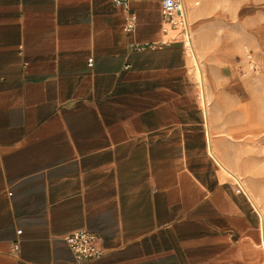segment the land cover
<instances>
[{
  "label": "crops",
  "instance_id": "1",
  "mask_svg": "<svg viewBox=\"0 0 264 264\" xmlns=\"http://www.w3.org/2000/svg\"><path fill=\"white\" fill-rule=\"evenodd\" d=\"M197 5L217 45L219 6ZM220 137L160 0H0V264H264ZM81 230L103 256L77 260Z\"/></svg>",
  "mask_w": 264,
  "mask_h": 264
},
{
  "label": "rangeland",
  "instance_id": "2",
  "mask_svg": "<svg viewBox=\"0 0 264 264\" xmlns=\"http://www.w3.org/2000/svg\"><path fill=\"white\" fill-rule=\"evenodd\" d=\"M187 1L193 22L192 8L204 0ZM211 1L224 20L222 39L214 45L195 29L211 80V116L224 143L219 152L264 200V0Z\"/></svg>",
  "mask_w": 264,
  "mask_h": 264
},
{
  "label": "bare ground",
  "instance_id": "3",
  "mask_svg": "<svg viewBox=\"0 0 264 264\" xmlns=\"http://www.w3.org/2000/svg\"><path fill=\"white\" fill-rule=\"evenodd\" d=\"M185 5L187 9L191 31L188 30L185 31L184 34H182V37L184 38L187 54L193 65V73L198 83V91L200 94L202 105L205 110V115L206 117L208 116V120H209V118H211V109H210L208 84L209 82L211 83V80L209 78V73L206 69V64L204 61V53L201 51L196 41L197 31L195 29L194 24L192 23L191 6L189 5L187 0H185ZM210 153L212 156H214V158L220 165L223 174L233 177L234 180H236L237 182H239L238 178L241 180V182L246 188V191L249 193L250 197L252 198L253 202L255 203L259 212L261 213V220H262L261 224H262V228L264 229V200H262L260 197H258V195H256L254 191H252L251 187L248 185L247 181L244 179L241 173L235 172V170L229 166V164L222 158L218 148L215 145L212 147L211 144ZM232 173H235L238 178L234 176V174Z\"/></svg>",
  "mask_w": 264,
  "mask_h": 264
},
{
  "label": "built area",
  "instance_id": "4",
  "mask_svg": "<svg viewBox=\"0 0 264 264\" xmlns=\"http://www.w3.org/2000/svg\"><path fill=\"white\" fill-rule=\"evenodd\" d=\"M133 1L140 0H114L117 4L124 5L127 9ZM162 12L166 20L170 21L176 28L180 29L182 34L188 30L187 18L182 0H160ZM141 49L143 45H136ZM152 47V46H150ZM92 63V59L90 60ZM240 190L244 187L239 183ZM263 229V228H262ZM66 241L69 244L77 260L94 259L105 254V249L102 243V238L89 230H81L72 232L66 236ZM264 248V237H263Z\"/></svg>",
  "mask_w": 264,
  "mask_h": 264
},
{
  "label": "water",
  "instance_id": "5",
  "mask_svg": "<svg viewBox=\"0 0 264 264\" xmlns=\"http://www.w3.org/2000/svg\"><path fill=\"white\" fill-rule=\"evenodd\" d=\"M183 4H184V10H185V13H186V18H187V26H188V31H191V28H190V23H189V18H188V14H187V9H186V5H185V0H182ZM208 117V116H207ZM234 174V176L237 177V175L235 173H232ZM238 178V177H237ZM238 180L241 182V180L238 178ZM241 184L243 185V183L241 182Z\"/></svg>",
  "mask_w": 264,
  "mask_h": 264
}]
</instances>
